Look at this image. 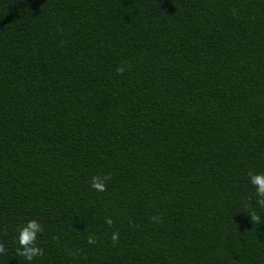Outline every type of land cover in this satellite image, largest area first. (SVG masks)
<instances>
[{
  "label": "trees",
  "instance_id": "16d2710c",
  "mask_svg": "<svg viewBox=\"0 0 264 264\" xmlns=\"http://www.w3.org/2000/svg\"><path fill=\"white\" fill-rule=\"evenodd\" d=\"M250 171L264 0H0V264H264Z\"/></svg>",
  "mask_w": 264,
  "mask_h": 264
},
{
  "label": "clouds",
  "instance_id": "9594fccd",
  "mask_svg": "<svg viewBox=\"0 0 264 264\" xmlns=\"http://www.w3.org/2000/svg\"><path fill=\"white\" fill-rule=\"evenodd\" d=\"M123 71V69H118ZM249 183L255 189L257 197V203L264 207V172H249ZM91 187L97 191H103L105 185L103 180L99 177H92ZM253 219L258 220V216H253ZM107 223L111 224L112 221L109 219ZM42 226L37 220H29L25 224L21 225L17 230V255L23 257L26 261L31 262L37 256L43 255V250L36 246L37 235L42 232ZM113 240L117 238L116 234L113 235ZM91 242V240H90ZM5 249L3 245H0V253H3Z\"/></svg>",
  "mask_w": 264,
  "mask_h": 264
}]
</instances>
